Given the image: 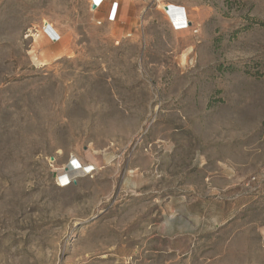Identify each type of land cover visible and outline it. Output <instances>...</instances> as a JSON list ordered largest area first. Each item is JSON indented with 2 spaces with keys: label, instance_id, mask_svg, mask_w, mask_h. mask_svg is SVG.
Instances as JSON below:
<instances>
[{
  "label": "rangeland",
  "instance_id": "1",
  "mask_svg": "<svg viewBox=\"0 0 264 264\" xmlns=\"http://www.w3.org/2000/svg\"><path fill=\"white\" fill-rule=\"evenodd\" d=\"M263 61L264 0H0V264H264Z\"/></svg>",
  "mask_w": 264,
  "mask_h": 264
},
{
  "label": "built area",
  "instance_id": "2",
  "mask_svg": "<svg viewBox=\"0 0 264 264\" xmlns=\"http://www.w3.org/2000/svg\"><path fill=\"white\" fill-rule=\"evenodd\" d=\"M105 1L106 0H89L90 7H91L92 11H96L99 8H101ZM116 8H117V3L112 2L110 5V11L106 15V19L109 22L114 21L115 14H116ZM179 9L181 10L180 12L183 14L184 19L183 20L181 19L177 22L171 21V26L175 31L185 30L189 27V22L186 19V14H185L184 10L182 8H179ZM166 11H169V7H168V10H166ZM41 32L49 39V41L51 43H56L60 40V36L52 29V27L50 25H47V24L43 25L41 28ZM73 161H76V160L71 159L69 161V163L72 164ZM66 167L64 169H62L61 174L56 179L57 180L56 181L57 186H59L61 188L69 186L71 183H73V180L75 177L74 175L69 174V172L66 170ZM82 171L86 175V174H90L93 171V169L91 167H85V168H82Z\"/></svg>",
  "mask_w": 264,
  "mask_h": 264
},
{
  "label": "bare ground",
  "instance_id": "3",
  "mask_svg": "<svg viewBox=\"0 0 264 264\" xmlns=\"http://www.w3.org/2000/svg\"><path fill=\"white\" fill-rule=\"evenodd\" d=\"M178 8V7H177ZM179 9V8H178ZM167 13V12H166ZM183 20L184 19V16L182 15V17H180L179 19H175L173 22H177L179 20ZM66 170L69 172V174L71 175H79V173H82L83 174V171H82V167L80 165H78L77 163H75V161L72 162V164L70 163L67 167H66Z\"/></svg>",
  "mask_w": 264,
  "mask_h": 264
},
{
  "label": "trees",
  "instance_id": "4",
  "mask_svg": "<svg viewBox=\"0 0 264 264\" xmlns=\"http://www.w3.org/2000/svg\"><path fill=\"white\" fill-rule=\"evenodd\" d=\"M262 66H263V69H264V61L262 63ZM264 72V71H263ZM257 74L258 75H262L263 73L261 71H257ZM263 128H264V123L262 124Z\"/></svg>",
  "mask_w": 264,
  "mask_h": 264
},
{
  "label": "water",
  "instance_id": "5",
  "mask_svg": "<svg viewBox=\"0 0 264 264\" xmlns=\"http://www.w3.org/2000/svg\"><path fill=\"white\" fill-rule=\"evenodd\" d=\"M165 10H168V7H166Z\"/></svg>",
  "mask_w": 264,
  "mask_h": 264
}]
</instances>
